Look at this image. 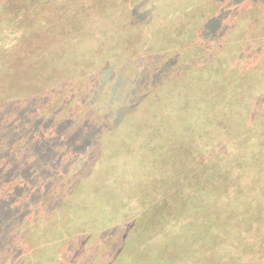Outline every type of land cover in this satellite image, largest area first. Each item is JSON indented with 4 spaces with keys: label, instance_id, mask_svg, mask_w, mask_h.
Returning <instances> with one entry per match:
<instances>
[{
    "label": "trees",
    "instance_id": "1",
    "mask_svg": "<svg viewBox=\"0 0 264 264\" xmlns=\"http://www.w3.org/2000/svg\"><path fill=\"white\" fill-rule=\"evenodd\" d=\"M151 1H155L152 6ZM168 1L50 0L52 5L64 4L61 16L52 18L49 30L36 34L27 61L44 56L43 61L50 60L45 71L58 70L56 107L36 113L28 102L10 122H5L6 115L0 116V264H62L70 252L77 251L75 244L86 253L89 246L109 243L115 235L111 253L118 264H218L210 258L213 252L199 250L215 243L221 249L216 261L225 255L227 261L220 264H227L260 243L258 228L253 230L248 220L255 207L264 210V194L247 192L255 194V177H264V129L252 127L256 117L239 98L243 93L256 98L257 90L246 78L241 81L246 72L237 87L225 79L233 57L225 56L226 63L216 74L220 44L217 49L202 44L178 49L156 39V22L167 19L176 6ZM139 12L148 14L147 24H128ZM141 51L150 54L145 61ZM107 54H112L113 62L108 60L104 68L71 75L77 67L86 68L87 62ZM184 56L188 62L179 64ZM235 58L241 60L239 55ZM185 66L190 67V74L184 75L187 82L176 88L172 77ZM197 74L203 80L193 86L188 81ZM138 76L151 89L141 96L132 94L136 88L130 92ZM185 103L180 115H171L175 105ZM190 110V117H200L199 127H190ZM246 128H250L247 133ZM212 140L222 141L223 150L216 158V189L209 190L191 176L192 162L203 156L192 160L186 150L203 148ZM169 147L175 150L163 156ZM40 152L43 165L35 159ZM160 155L146 173V162ZM241 159L246 161L243 170L234 164ZM27 170L30 175L24 174ZM88 180L97 185L94 197L82 199L81 189ZM172 181L177 182L179 198L175 216L184 215L188 208L196 212L194 253L190 242L174 245L175 251L172 244L156 247L159 238L174 235L177 227L160 220L175 205L169 195ZM227 184V190H221ZM125 211L134 218H124ZM56 236L60 240L56 248L39 257L44 243Z\"/></svg>",
    "mask_w": 264,
    "mask_h": 264
},
{
    "label": "rangeland",
    "instance_id": "2",
    "mask_svg": "<svg viewBox=\"0 0 264 264\" xmlns=\"http://www.w3.org/2000/svg\"><path fill=\"white\" fill-rule=\"evenodd\" d=\"M168 2H174L176 5L174 12L173 14L170 13L167 19H161L162 15L158 13L157 16H159L161 21L156 22L154 32L155 38L168 42V48L177 47L178 49H190L193 46H197V44L217 49L218 47L216 46L220 44L219 48L216 50V74L226 63L225 56L226 58L227 56L230 58L233 57L232 62L229 63V67L227 68L229 71H226V76L224 77L226 80L229 79L236 84L241 74L246 72L245 77L241 79V81L246 78V82L249 84L252 83L253 86L255 85L254 87L257 91L254 90L256 91L255 93H258V96L254 98L249 97V95L247 96V93H243L239 98L244 99L243 106L246 110L253 112L256 117L252 127H254L255 130L259 128L264 129V105H262L260 98V95L264 97V0H169ZM153 4H155V1L150 2L151 6ZM63 7L64 4L62 3L52 5L50 0H37L34 2L32 0H0V116L3 115L4 117V115H6L5 122H10V120H12V115H17L19 111H21V107H25L28 102L31 103L30 106L33 107L32 109H34L36 113H43L45 110L52 112L55 109V96L58 95V70L53 67V70L51 69L52 71L46 72L44 68L50 60L46 62L43 61L44 56L39 59L40 61L34 59L27 60L34 37L37 36L36 34L49 30L53 22L52 18L57 17V15L60 17L61 15L59 12ZM138 14L140 17L137 16ZM138 14L132 16L128 24L134 27L139 25L145 26L149 20L147 17L148 14L143 12H139ZM208 27L210 28L207 29ZM213 39H216L215 46L211 45L215 43ZM181 51L182 50H179V52ZM170 52L173 54L172 49H170ZM111 55L112 54H107L100 57L98 60L89 61L86 63V68H81V66L79 68L77 67L71 75L76 77L88 71L90 73L92 70L95 71L98 68H104L108 60L109 62H113V60L110 59ZM149 55L150 54L142 52L141 58L143 57L145 61L149 58ZM238 55L241 60L235 58V56L237 57ZM139 56H136V59H138ZM178 59L180 58L177 57L176 60ZM149 60H151V58ZM181 60L182 61L178 63L184 65L188 62V56L182 57ZM236 60L241 62L236 63ZM189 68L190 67L185 66L179 69L178 73L173 75L172 81L176 88L179 86L182 87L184 82H187V78H185L184 75L190 74ZM43 71H45L44 74ZM220 76L222 77V74H220ZM189 78H191L190 75ZM139 79L140 76H138L137 80L134 81L130 87V92L136 88L134 93H132L136 96L144 95L151 90L150 87L144 85V82L140 83ZM219 79L220 78H218V80L216 79V82H218ZM202 80V75L197 74L188 82L196 86L201 83ZM23 82L26 83L28 87L23 85ZM237 86L238 83L235 87ZM99 94H101V92H98V95ZM17 99H19L18 102L13 101ZM186 104L187 103L175 105L174 110L176 111L171 115H180V110H182ZM154 108L156 109V106ZM230 109L231 106L229 107V110ZM192 113V110L187 111V117H190ZM30 114L32 117L35 116L33 112ZM93 114H95V112ZM146 114V112H142L143 116ZM218 114L219 116L221 115L220 113ZM159 115L158 113V116ZM195 116L196 115L190 117V127H199L198 122L200 117ZM184 117L186 116L184 115ZM2 119L3 118L0 117V120ZM217 121L216 116V124ZM69 122L76 124L78 121L70 120ZM142 124L143 123L140 125L143 126L144 124ZM132 126H135V124H132ZM141 129L144 130L143 128ZM244 130L247 133L250 131V128ZM132 132L135 135L136 133L139 135V131H131V133ZM221 142L216 144L212 140L208 141L203 148H190L186 150L188 155L190 154V156L192 155L194 157H192V160L196 159L195 155L197 157L203 156L201 161L195 162L194 160L192 162L193 167L191 176H194L192 177L193 180L196 178L200 183L207 185L209 190L216 189V158L218 157L217 153H222L223 150L219 146ZM236 142L239 143V141ZM173 150L175 149L169 147L162 155L164 156L171 151L173 152ZM42 152L35 158L41 165L44 164V154ZM162 155L154 157L146 162V173H149L151 169L156 166L158 160L162 158ZM234 164L242 168V170L246 168V161L244 159L237 160ZM103 171L104 169L101 173H103ZM217 171L219 174L221 173V169ZM24 174L30 175V171H24ZM201 177H203V179H201ZM255 179L257 182L252 186L254 187L252 190L258 191H255V194L247 192V195L253 196L256 195L257 192L264 194V177L262 175L256 176ZM75 180L76 178H73V181ZM260 180L262 181V185ZM176 183V181H172L169 189V195H172L171 197L175 205L169 209L170 211L168 213L161 216L162 219L160 220H163L164 224L170 221L177 227L173 229L174 235L165 234L164 238H159L156 247L162 248L163 246L166 247L172 244L171 250L175 251L174 245H182L183 243L186 244L190 242L189 248L192 249L190 252L194 253L195 250L193 249V245L198 240V238L194 236V231L192 230V226L194 225L193 221L197 217L196 212L193 208H188V211L184 215L175 216V206L179 201L178 189L175 187ZM189 185L190 184H188V187ZM218 185H220L219 181ZM57 187H59V185ZM96 187L97 185L93 180H88L86 185L81 189L82 193H80V195L82 199L85 197H94V189ZM227 188L228 184L226 186L221 185V190H227ZM200 203V206L203 208L204 201L201 200ZM124 205L125 204H121V207H124ZM214 206L216 207V205ZM259 210H263L262 206H257L253 209V213L248 222L253 230L258 228L257 233L261 235V240L257 242L260 243L251 245L246 255L239 252L233 256L227 264H258V262L264 264V210L263 213L260 214L258 213ZM132 214L133 213L127 214V211L122 213L126 219L130 217L133 219L134 217ZM217 215L220 216L222 214L218 212ZM164 219L168 221L165 222ZM98 233L100 232L98 231ZM97 236L98 235H95V238H97ZM58 237L59 236H56V239L51 241V243H44L40 251H38V256L41 257L43 253L45 255L56 248L57 244L60 242V240L57 239ZM142 239V237L136 238L137 241H142ZM97 242H99V240ZM115 242H117L116 235L111 237V242L109 243L101 241L96 247L89 246L86 248L88 249L86 253L80 252L82 245L77 243L74 245L77 251H74L75 253L73 251L70 252L64 261H62V264H118L117 258L113 254L114 252L111 253L112 248L115 249ZM203 247L205 248L202 249L203 251L213 252L212 255L214 256L210 258L218 264L225 260L227 261L225 255L221 256L220 259L217 258L216 261V252H221L220 248L219 250L216 249V243L213 247L209 246V244H205L200 247L199 250ZM185 249L188 250L187 247ZM122 256H124V254L121 252L120 257L122 258Z\"/></svg>",
    "mask_w": 264,
    "mask_h": 264
}]
</instances>
